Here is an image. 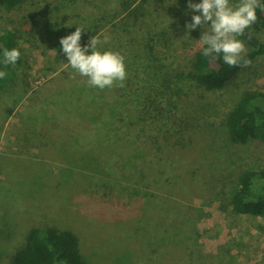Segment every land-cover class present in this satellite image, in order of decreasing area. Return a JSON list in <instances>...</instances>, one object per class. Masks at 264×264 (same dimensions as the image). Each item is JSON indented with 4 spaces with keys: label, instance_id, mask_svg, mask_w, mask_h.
Masks as SVG:
<instances>
[{
    "label": "rangeland",
    "instance_id": "rangeland-1",
    "mask_svg": "<svg viewBox=\"0 0 264 264\" xmlns=\"http://www.w3.org/2000/svg\"><path fill=\"white\" fill-rule=\"evenodd\" d=\"M128 1L131 5L125 12ZM197 14L189 8V0H29L11 9L0 8V29L15 31L24 53L16 78L20 87L12 85L6 91L17 101L15 109L11 115L0 113V253L8 256L13 246L24 242L30 228L54 226L79 235L87 264H264L262 218L233 212L228 202L232 180L240 170L264 168V143L256 138L245 145L232 144L221 128L242 93L264 94V56L222 89L203 92L210 113L198 121L187 112L177 117L174 108L164 103L169 89L146 68L148 64L153 69L159 64L181 67L186 62L209 27L187 29ZM78 27L85 28L81 46L95 34L101 41L97 50L118 52L125 60L126 86L115 88L116 106H107L116 114L103 138L92 130L77 131L78 126L61 137L34 127L33 113L48 87L69 84L52 77L64 69L81 78L67 67L60 44ZM251 35L264 42V30L251 29ZM237 39L246 51L251 49L246 37ZM74 85L80 93L83 82ZM23 90L28 93L20 97ZM195 92V97L202 93ZM51 106L46 109L55 107ZM144 107L150 110L145 111L149 117L141 119ZM60 110L53 112L51 125L61 127L67 124L65 116L75 119L78 112L73 109L62 116ZM169 116L182 125L188 119L209 132L208 140L188 153L196 158L199 170L190 178L191 191L184 198L187 227L171 201L118 198L113 190L119 181L144 186L137 173L141 154L152 150L158 128L153 121L160 119V124L166 118L163 122L169 125ZM129 117L136 124L128 128L124 118ZM172 134L170 141L178 142L179 132ZM131 136L135 147L126 150L122 138L133 140Z\"/></svg>",
    "mask_w": 264,
    "mask_h": 264
},
{
    "label": "trees",
    "instance_id": "trees-1",
    "mask_svg": "<svg viewBox=\"0 0 264 264\" xmlns=\"http://www.w3.org/2000/svg\"><path fill=\"white\" fill-rule=\"evenodd\" d=\"M28 1L0 0V8L11 9ZM261 3L264 4V0H261ZM130 5L129 1L124 3L125 12L130 8ZM256 11V22L246 29L244 35L238 36V38L246 37V41L250 43L251 49L243 54V59H248L251 62L264 56V42L256 40L251 35V29L264 30V10L258 7ZM205 47L207 45L202 43L188 56L181 67L165 68L164 65L159 64L157 69H153V66L149 64L146 66L148 71L156 75V80L162 81L161 85L169 89L170 96L166 98L164 103L174 108V112H177L175 114H178L177 117L186 115V112L190 119L196 121L203 115L207 116L210 110L207 101L203 100L205 96L203 92L222 89L245 67H230L224 62L222 53L217 55L215 59L205 57L203 55V48ZM13 48L18 49L21 56L15 65H5L3 63L4 50ZM66 62H68L67 59ZM23 63L24 53L19 46L18 34L12 30L0 29V71L7 73L5 78L0 79V113L3 116L6 114L11 115L17 104V101L12 99L6 91L12 85L20 87V84L16 82V78L17 71L23 67ZM67 67L71 66L67 64ZM72 76H74L72 73L67 74L66 70L63 69L58 75L55 74L52 77L51 80L60 77L63 82L67 81L69 84L66 86L57 84L53 90L48 87L49 93L44 95L42 104L33 113L34 127L39 129L44 127L50 137L52 132L60 137L65 133H72L75 126H78L77 131L89 133L92 130V134H99L101 138L105 137L104 129H107L108 125L113 123L112 119L116 114L112 108L109 111L107 106L110 104L112 107L116 106V104L113 105L115 103L113 101L118 98L115 89L117 87L111 89L89 87L87 78L74 76L76 81H73ZM51 80L49 83H51ZM80 81L83 82V85L79 88L80 93H77L74 83ZM49 83L46 85H49ZM63 88H68V93L61 91ZM199 89L202 93L198 94L199 97H195V94H197L195 90ZM27 93L28 90H23L20 97ZM138 97H140L139 94L136 100H138ZM118 101L120 102V99ZM132 102L135 104V100H132ZM263 103L264 94L261 93L246 91L239 96L236 104L230 108L221 121V128L230 143L245 145L256 138L264 143ZM48 105H52V108L55 107L49 111L46 109ZM60 108V115L62 116V112L65 111L74 112L73 109H77L78 112L75 113V119L74 116L71 118L65 116L67 124L60 123L61 127L55 124L51 125L53 112H56V109L59 111ZM145 111L150 110L144 107L141 110L144 115L140 116L141 119L149 117ZM157 114L159 112L152 114V116ZM132 119L133 117L124 118L126 127L136 124V120L133 122ZM168 119L171 120L169 125L163 122L166 118L160 124H158L160 119L153 121L158 128L155 130V139L152 140L153 143L150 145L152 150L145 151L146 153L143 151L141 154L143 161L137 173L141 180L145 181L144 186L119 181L114 184L113 190L118 198L126 197L136 200L145 198L148 201L154 198L152 201L158 203L171 201L179 209L187 224L185 227H187L190 222L184 213V198L191 191L188 188L189 183L192 181L190 178H194L195 172L197 173L199 170V167L195 164L196 158L193 154L190 156L188 153L196 149L200 142L205 143L208 140L209 132L206 134L204 130L199 129L196 124L188 119L185 122L183 121V125L180 119L178 121L177 119L172 120L170 116ZM74 122H77V125L73 124ZM62 127L63 129L59 130ZM109 129L112 133V128L109 127ZM174 131L179 132V140L175 143L168 138L169 135H174L172 134ZM114 134L117 135L116 132ZM130 134L133 133L130 131ZM135 134L137 133L135 132ZM130 138L133 139V136ZM125 139L122 138V141H124L126 150L135 147L131 145L135 142L134 139ZM132 154H135V152L130 155ZM41 161L45 160L41 159ZM186 177L188 178L185 181ZM232 183L228 199L232 211L261 217L264 233V168L249 167L242 169L236 174ZM182 211H184V216ZM0 264H87V261L83 256L82 241L77 233L70 229H58L51 226L30 228L24 242L21 245L13 246L11 251L8 252V256L4 252L0 253Z\"/></svg>",
    "mask_w": 264,
    "mask_h": 264
},
{
    "label": "clouds",
    "instance_id": "clouds-1",
    "mask_svg": "<svg viewBox=\"0 0 264 264\" xmlns=\"http://www.w3.org/2000/svg\"><path fill=\"white\" fill-rule=\"evenodd\" d=\"M258 7L264 10L261 0H239L237 4H232L230 0H202L200 3H192L189 0V8L200 14L194 15L186 27L191 31L202 25L209 26L200 38V41L207 45L203 48L205 57L215 59L222 53L224 62L230 67H247L251 61L243 59L246 46L237 37L244 35L246 29L256 22ZM84 29L78 27L60 40L68 64L80 76L87 78L89 87H123L127 76L124 57L118 52L97 50L98 44L101 43L97 37H91L87 45L81 46ZM89 49L92 50L90 54ZM3 55L5 65H15L21 53L13 48L5 49ZM6 76L5 71H0V79Z\"/></svg>",
    "mask_w": 264,
    "mask_h": 264
}]
</instances>
